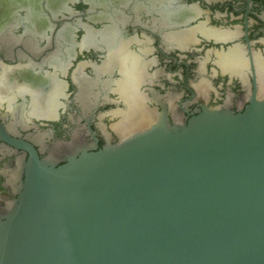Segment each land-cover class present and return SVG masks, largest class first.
<instances>
[{"label":"flooded vegetation","instance_id":"af4514ba","mask_svg":"<svg viewBox=\"0 0 264 264\" xmlns=\"http://www.w3.org/2000/svg\"><path fill=\"white\" fill-rule=\"evenodd\" d=\"M0 3V75L3 68H26L40 95L56 87L49 115L30 112L28 92L10 87L0 100V230L25 188V145L58 166L128 135L113 128L124 117L140 123L132 133L165 114L170 124L187 123L205 106L242 112L264 96L255 72L264 66V0ZM231 50L239 51L242 65L219 63ZM128 74H136L133 104L123 87Z\"/></svg>","mask_w":264,"mask_h":264},{"label":"water","instance_id":"95a60500","mask_svg":"<svg viewBox=\"0 0 264 264\" xmlns=\"http://www.w3.org/2000/svg\"><path fill=\"white\" fill-rule=\"evenodd\" d=\"M25 148L0 264H264V96L58 166Z\"/></svg>","mask_w":264,"mask_h":264},{"label":"bare ground","instance_id":"6f19581e","mask_svg":"<svg viewBox=\"0 0 264 264\" xmlns=\"http://www.w3.org/2000/svg\"><path fill=\"white\" fill-rule=\"evenodd\" d=\"M27 1V0H26ZM55 2V1H54ZM53 2V3H54ZM48 4V3H47ZM169 4H170V2H169ZM50 5V4H49ZM57 9H59V8H57ZM3 12V6H1V3H0V15H1V13ZM162 12H164V11H162ZM179 13V12H178ZM184 13V12H183ZM186 13V12H185ZM189 13V12H188ZM187 14V13H186ZM34 17H36V16H34ZM97 17V16H96ZM180 17V16H179ZM191 17V16H190ZM189 18V17H188ZM34 18H32V20H33ZM102 19V18H101ZM159 19V18H158ZM98 20V19H97ZM185 20V19H184ZM194 20V19H193ZM180 22H182V21H180ZM187 22V21H186ZM32 23H33V21H32ZM107 23V22H106ZM31 24V23H30ZM84 26V25H83ZM90 26V25H89ZM102 26V25H101ZM191 26V25H190ZM205 26V25H204ZM198 28V27H197ZM68 29V28H67ZM189 29V28H188ZM41 30V29H40ZM39 30V31H40ZM70 30V29H69ZM194 30V29H193ZM42 32V31H41ZM66 34V33H65ZM64 34V35H65ZM72 35H74V34H72ZM98 37V36H97ZM195 37V36H194ZM66 39H68L67 37H66ZM88 39V38H87ZM69 40V39H68ZM66 41V40H65ZM182 43V42H181ZM87 44V43H86ZM185 46V45H184ZM119 47V46H118ZM235 47V46H234ZM182 48V47H181ZM68 50V49H67ZM239 50V49H238ZM71 51V50H70ZM240 51V50H239ZM239 51H237V52H239ZM236 51L234 52L233 50H231V52H228V53H226V54H224V55H222V57L220 58V62L219 63H221L222 65H224V66H239V65H242L243 64V62H245V61H243L241 58H240V56H239V53H237ZM68 53H71V52H68ZM222 53H224V52H222ZM222 53H220V54H222ZM241 55H242V53H240ZM256 59V58H255ZM245 60V59H244ZM258 60H260V59H258ZM202 61V60H201ZM111 62V61H110ZM145 62V61H144ZM143 62V63H144ZM111 63H113V62H111ZM130 63V62H129ZM218 63V62H217ZM119 64V63H118ZM2 65V64H1ZM111 65V64H110ZM126 65H127V62H126ZM257 66L259 67L257 70H258V72L257 71H255L257 74H256V76L258 77L257 79H258V87H259V91H258V93L259 94H261V93H264V66L262 67V65H260V63H259V65L257 64ZM141 67H143V66H141ZM229 67V68H230ZM240 67H242L243 69H244V66H240ZM29 68H31L32 69V67L30 66ZM57 68V67H56ZM62 68V67H61ZM117 68H119V67H117ZM239 68V67H238ZM237 68V69H238ZM257 68V67H256ZM255 68V69H256ZM26 69V68H25ZM25 69H16V68H7V69H5V68H3V70H2V73H1V75H0V100H2L3 98H4V96L8 93V89L11 87V88H14V89H17L19 92H28L30 95H31V102H30V112H38V111H40V114H44V115H49V114H51L52 113V107H51V103H53L52 101V96L56 93V92H54L55 90H56V87H53L51 90H50V92L48 93V94H46V95H40L39 93H38V91H39V89H38V91L36 90V88H35V86L33 85V83L32 82H30L29 80H27V78H25L26 77V74H27V72H26V70ZM222 69V68H221ZM33 70V69H32ZM54 70H56V69H54ZM53 70V71H54ZM59 70V69H58ZM63 70V69H62ZM232 70H234V69H232ZM229 71V70H228ZM247 71V70H246ZM106 72V71H105ZM140 72V71H139ZM236 73H237V71H235ZM48 73V72H47ZM234 73V72H233ZM241 73V72H240ZM240 73H238V74H240ZM237 74V75H238ZM125 75V74H124ZM133 75V74H132ZM138 75V74H137ZM134 76H136V74L134 75ZM133 76V77H134ZM240 76V75H239ZM133 77H131V75L130 74H128V76L126 77V79H125V81H124V83H123V87L125 86V88H124V91L126 92L127 91V95H128V97H129V101H132V104H133V102L134 101H136L135 100V98H134V93L136 92H134L133 91V86H132V78ZM139 77H140V79H141V75H139ZM121 78V77H120ZM120 78H118V81H119V79ZM136 78V77H135ZM243 78V77H242ZM138 80H139V78H137ZM50 81V80H49ZM207 81V80H206ZM209 81V80H208ZM207 81V82H208ZM51 82V81H50ZM54 82V81H53ZM114 82H116L117 83V81H114ZM137 82V81H136ZM140 82V81H139ZM52 83V82H51ZM115 83V88L117 87L116 84ZM202 83V82H201ZM39 84V83H38ZM137 84V83H136ZM141 84V83H140ZM138 85V84H137ZM137 85H136V88H137ZM197 86V85H196ZM115 88H113V90L115 89ZM208 89V88H207ZM119 90V89H118ZM136 90V89H135ZM138 90V89H137ZM142 90V89H141ZM202 90H205V89H202ZM202 90H200L201 92H202ZM61 91V90H60ZM207 91V90H206ZM12 92V91H11ZM39 92H41V91H39ZM48 92V91H47ZM201 92H199V93H201ZM62 93V92H61ZM137 93H138V91H137ZM206 93V92H205ZM26 94V93H25ZM139 94V93H138ZM138 94H136V95H138ZM141 94V93H140ZM140 94H139V97H140ZM121 95V94H120ZM124 96H126V95H124ZM142 96V95H141ZM138 97V98H139ZM11 98V96H9V99ZM137 98V97H136ZM143 98V97H142ZM139 99H141V97L139 98ZM138 99V101H143V99L142 100H139ZM6 100V99H5ZM58 100V99H57ZM59 101V100H58ZM4 102V101H3ZM2 102V103H3ZM61 102V101H60ZM62 103V102H61ZM137 103V102H136ZM131 104V105H132ZM135 104V103H134ZM6 105V104H5ZM130 105V104H129ZM139 105H141V106H143L142 104H139ZM3 106V105H2ZM128 106V105H127ZM134 105H132V107H133ZM135 107V106H134ZM133 107V108H134ZM137 107V106H136ZM11 108V107H10ZM27 109V108H26ZM120 109V108H119ZM123 110V109H122ZM115 111H117V110H115ZM114 111V113H116ZM119 111V110H118ZM133 111L134 110H131V112L132 113H129V114H134L133 113ZM29 112V111H28ZM150 112L152 113V110H150ZM148 113V114H146V118H150V114L151 113ZM112 113H113V111H112ZM113 113V114H114ZM121 113V112H120ZM24 114V113H23ZM117 115V114H116ZM126 115H128V113L126 114ZM111 116V115H110ZM113 116V115H112ZM152 116H153V114H152ZM120 117V116H119ZM50 118V117H49ZM25 119H27V118H25ZM120 120V119H119ZM118 120V121H119ZM130 120V118H127V117H124L121 121H119V122H117V124L115 123V125H113L114 127V129L120 134V135H126V134H129L132 130H134L135 128H138V127H140L141 125H140V123H136V122H132V121H129ZM113 124V123H112ZM114 130V131H115ZM115 131V132H116ZM119 135V136H120Z\"/></svg>","mask_w":264,"mask_h":264}]
</instances>
